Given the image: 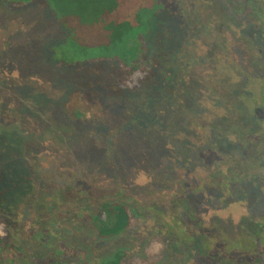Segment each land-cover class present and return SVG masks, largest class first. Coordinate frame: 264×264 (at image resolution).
Returning a JSON list of instances; mask_svg holds the SVG:
<instances>
[{"label":"rangeland","instance_id":"rangeland-1","mask_svg":"<svg viewBox=\"0 0 264 264\" xmlns=\"http://www.w3.org/2000/svg\"><path fill=\"white\" fill-rule=\"evenodd\" d=\"M171 3L175 9L161 11L153 25L154 78L139 93L104 98L81 121L65 108L69 95L100 91L110 65L58 67L53 50L69 33L41 5L0 0V216L8 226L0 264L75 263L80 254L99 264L118 250H138L143 227L107 240L96 235L91 215L107 201L183 223L190 211L203 230L218 226L228 238L241 223H259L264 182H253L239 161L248 152L241 133L255 126L230 95L248 78L264 81V0ZM224 28L240 43L224 46ZM217 170L228 171L233 187L201 189ZM174 241L165 238L160 264H222Z\"/></svg>","mask_w":264,"mask_h":264},{"label":"trees","instance_id":"trees-1","mask_svg":"<svg viewBox=\"0 0 264 264\" xmlns=\"http://www.w3.org/2000/svg\"><path fill=\"white\" fill-rule=\"evenodd\" d=\"M5 1L10 3L11 7L14 6L13 8L28 6L29 2H32L31 5H41L56 24L69 33L68 40L53 50L58 67L64 64L73 68L78 65H90L97 71L101 65H110L111 73L100 91L88 88L69 95L65 108L81 121L95 116L102 107L104 98L139 93L154 78L159 68V60L156 42L158 34L153 25H156V16L161 11L174 8L172 0ZM228 8L236 11L237 15L240 14L241 9L235 7L232 2L228 3ZM256 10L246 8L245 15H255L252 12ZM173 15L177 19L182 18L177 12H173ZM92 28H96L95 34L92 33ZM221 30L224 46L240 43L227 28ZM247 82L239 93L233 91L230 99L238 97L245 106L247 118L255 126L254 131L241 133V141L246 145L248 152L244 151L239 161L243 165L242 171L248 170V174H252V181L260 185L264 182V175L261 177V172L264 173V81L260 80L258 83L255 78H248ZM17 115L12 116L18 119ZM12 116L10 115L9 120H13ZM211 178L213 181L207 186L203 184L201 189L223 191L233 187L227 170H217ZM87 201L90 199L87 198ZM99 211L107 218L101 221L99 215H91V220L98 222L99 227L95 224L94 228L99 239L107 240L123 232L139 234L141 227L143 229L139 238L144 235L138 250H118L99 264H160L167 250L165 238L169 235L174 238L177 246L196 249L209 262L264 264V215L257 224L241 223L236 228L239 231L236 236L228 238L218 226L211 231L203 230L199 220L190 211L184 221L185 225L173 215L157 214L153 211L146 217L139 216L131 209L129 203L119 200L101 204ZM75 217L83 216L76 214ZM146 221L151 225L147 230ZM250 228L255 231L251 232ZM7 234V222L0 216V240ZM7 255L11 254L7 251ZM13 263L25 264L20 259L14 260ZM44 264L87 263L80 254L75 263L46 261Z\"/></svg>","mask_w":264,"mask_h":264},{"label":"water","instance_id":"water-1","mask_svg":"<svg viewBox=\"0 0 264 264\" xmlns=\"http://www.w3.org/2000/svg\"><path fill=\"white\" fill-rule=\"evenodd\" d=\"M99 219H100L101 221H104V220L106 219L105 214H104V213H100V214H99Z\"/></svg>","mask_w":264,"mask_h":264}]
</instances>
